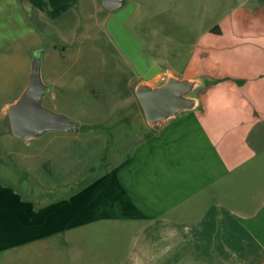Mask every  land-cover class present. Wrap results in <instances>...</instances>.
<instances>
[{
    "label": "crops",
    "instance_id": "obj_1",
    "mask_svg": "<svg viewBox=\"0 0 264 264\" xmlns=\"http://www.w3.org/2000/svg\"><path fill=\"white\" fill-rule=\"evenodd\" d=\"M26 1L49 23L105 9ZM120 9L114 19L157 68L142 84L192 83L194 105L150 124L136 87L104 119L74 122L97 159L72 191L50 199L65 180L38 182L41 194L0 181V261L25 252L40 264H264V0H123L107 11ZM59 157L47 162L62 167Z\"/></svg>",
    "mask_w": 264,
    "mask_h": 264
},
{
    "label": "rangeland",
    "instance_id": "obj_2",
    "mask_svg": "<svg viewBox=\"0 0 264 264\" xmlns=\"http://www.w3.org/2000/svg\"><path fill=\"white\" fill-rule=\"evenodd\" d=\"M122 10L110 13L99 7L97 12L88 7L76 13L80 22L49 23L26 0H0V181L8 180L18 193L23 194L29 186L30 192L41 194L48 189L38 182L65 180V189H50V199H57L83 183V178L75 177L88 171L97 159L89 157V134L75 138L73 132L49 131L29 144L11 135L8 110L26 90L35 60L40 80L48 88L42 107L83 123L109 116L157 70L143 47L126 34L121 18L114 19ZM94 18H98L97 27H93ZM124 110V115L130 113L127 107ZM120 112L116 115L121 116ZM27 153L37 157L26 159ZM56 154L62 167L47 162ZM104 159L98 158L102 166ZM32 260L34 264L41 261L35 257L27 260L26 253L19 252L13 260L0 264H31Z\"/></svg>",
    "mask_w": 264,
    "mask_h": 264
},
{
    "label": "water",
    "instance_id": "obj_3",
    "mask_svg": "<svg viewBox=\"0 0 264 264\" xmlns=\"http://www.w3.org/2000/svg\"><path fill=\"white\" fill-rule=\"evenodd\" d=\"M101 4L106 10L114 11L123 5V0H101ZM192 86V83L175 79L158 88L139 85L135 94L147 122L159 123L192 108L194 101L186 97ZM47 92L48 88L40 80L39 62L35 60L26 90L8 110L9 126L14 137L34 138L48 131L78 130L77 124L66 116L42 107L41 101Z\"/></svg>",
    "mask_w": 264,
    "mask_h": 264
}]
</instances>
